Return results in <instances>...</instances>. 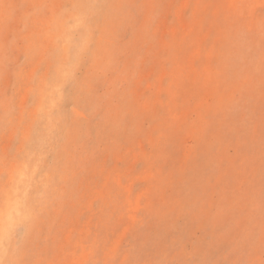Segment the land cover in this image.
<instances>
[{
    "label": "rangeland",
    "instance_id": "rangeland-1",
    "mask_svg": "<svg viewBox=\"0 0 264 264\" xmlns=\"http://www.w3.org/2000/svg\"><path fill=\"white\" fill-rule=\"evenodd\" d=\"M0 264H264V0H0Z\"/></svg>",
    "mask_w": 264,
    "mask_h": 264
}]
</instances>
